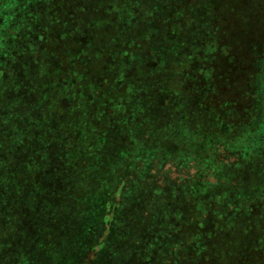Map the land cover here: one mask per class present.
<instances>
[{
  "label": "trees",
  "instance_id": "obj_1",
  "mask_svg": "<svg viewBox=\"0 0 264 264\" xmlns=\"http://www.w3.org/2000/svg\"><path fill=\"white\" fill-rule=\"evenodd\" d=\"M9 15L0 264H69L78 249L89 264L103 247L114 264H264L257 207L177 198L154 178L120 207L138 161L194 155L178 137L203 116L217 136L264 119V0H37ZM94 207L102 227L81 246Z\"/></svg>",
  "mask_w": 264,
  "mask_h": 264
},
{
  "label": "rangeland",
  "instance_id": "obj_2",
  "mask_svg": "<svg viewBox=\"0 0 264 264\" xmlns=\"http://www.w3.org/2000/svg\"><path fill=\"white\" fill-rule=\"evenodd\" d=\"M28 1L33 3L37 0H0V19H2L0 29L5 28L11 9H15L21 2ZM190 115L194 116L195 114L191 112L188 116L190 117ZM208 117L203 116L204 120L202 121H205V126L202 125L203 129L200 128L187 136L180 135L178 137L179 141L185 140L184 138L191 139L193 143L190 142L192 145L189 147L194 155H186V152L184 156L169 158L156 154L152 158L138 161L135 164L133 170L136 174L131 176L123 186V196L127 198V201L120 207L129 204V200L133 198L134 194L132 190L136 188L137 184L154 178L155 186L159 188L162 187L166 179L171 180L172 193L177 198L180 197L178 191H185L188 195L186 197L196 202L202 198L210 200L213 196L214 199L227 204L228 208L237 206L238 210L245 211L250 207H257L264 212V119L256 125L253 124L250 129L241 130V126H237L239 130L236 134L217 136L215 131L219 129L216 127L213 130V127L209 126L214 123ZM205 133L213 134L212 138L219 137L220 140L213 138L209 142ZM117 199L119 200L120 197ZM101 215L98 207H94L92 216L89 218L90 224L86 228H82L80 232L81 246L88 245L89 239L86 235L91 236L94 233L93 225L96 230L100 231V227H102L100 225ZM112 224L109 226V230L107 228L108 233L113 230L115 222ZM107 231L104 233L105 237L108 235ZM103 248L99 253L88 254L89 264L115 263L113 252L108 247ZM79 250L67 263L77 264L81 253Z\"/></svg>",
  "mask_w": 264,
  "mask_h": 264
}]
</instances>
